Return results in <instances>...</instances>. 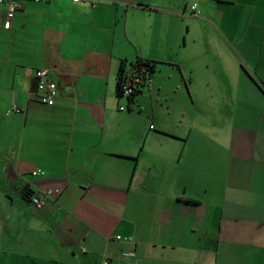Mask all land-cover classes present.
<instances>
[{
	"label": "crops",
	"instance_id": "1",
	"mask_svg": "<svg viewBox=\"0 0 264 264\" xmlns=\"http://www.w3.org/2000/svg\"><path fill=\"white\" fill-rule=\"evenodd\" d=\"M191 1L0 3V264H264V0Z\"/></svg>",
	"mask_w": 264,
	"mask_h": 264
},
{
	"label": "built area",
	"instance_id": "2",
	"mask_svg": "<svg viewBox=\"0 0 264 264\" xmlns=\"http://www.w3.org/2000/svg\"><path fill=\"white\" fill-rule=\"evenodd\" d=\"M20 1H26V0H0L1 4L6 5V15L5 20L3 22V27L5 29H9L11 27V22L13 17L15 16L18 4ZM28 1H47V0H28ZM79 1V0H74ZM190 10L193 15L199 14L198 4L196 0L191 1L190 3ZM49 73L48 69L46 68H40L36 69L35 71V77L37 79V85H36V96L38 98V101L42 104L52 105L54 103V83L49 79ZM138 82V78L133 76L132 74H128L123 79V82L121 84V92L122 97H127L133 92V86L134 84ZM123 106H119V109H123ZM11 110H18V107L13 106L11 109H9L7 112H10ZM43 171L40 169H36L31 171V174L33 176H39L43 175ZM50 191H44L43 193H32L28 200L31 206L34 209H40L44 205V197L49 194ZM117 239H120L121 236H117ZM102 264H108L106 261H103Z\"/></svg>",
	"mask_w": 264,
	"mask_h": 264
},
{
	"label": "trees",
	"instance_id": "3",
	"mask_svg": "<svg viewBox=\"0 0 264 264\" xmlns=\"http://www.w3.org/2000/svg\"><path fill=\"white\" fill-rule=\"evenodd\" d=\"M158 62L150 59L137 58L134 61L121 60L116 76V93L119 98L122 97L121 84L125 76L129 73L138 78L133 86V92L126 97L128 104L134 102L135 98L141 93L144 82L151 77L157 68ZM32 194L28 192L26 194L27 198Z\"/></svg>",
	"mask_w": 264,
	"mask_h": 264
}]
</instances>
